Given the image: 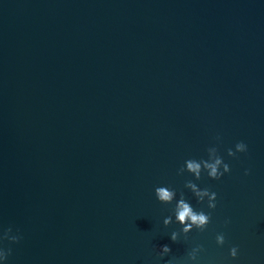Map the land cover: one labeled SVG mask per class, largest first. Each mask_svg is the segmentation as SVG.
I'll list each match as a JSON object with an SVG mask.
<instances>
[{"label": "water", "instance_id": "1", "mask_svg": "<svg viewBox=\"0 0 264 264\" xmlns=\"http://www.w3.org/2000/svg\"><path fill=\"white\" fill-rule=\"evenodd\" d=\"M210 147L230 173L178 174ZM159 186L207 229L186 239ZM198 245L194 264H264V0H0V264H166Z\"/></svg>", "mask_w": 264, "mask_h": 264}, {"label": "clouds", "instance_id": "2", "mask_svg": "<svg viewBox=\"0 0 264 264\" xmlns=\"http://www.w3.org/2000/svg\"><path fill=\"white\" fill-rule=\"evenodd\" d=\"M219 140L220 138L217 137ZM247 145L241 141L238 142L235 146V151L232 149H228V155L232 157H236L237 152H247ZM209 158L207 160H195L189 159L185 161L186 168L181 167L178 170V174L182 175L185 171L194 174L197 180L202 178V174L207 172V175L214 180H220L225 173L231 172V167L229 164L225 163L223 158L219 155V150L217 147H210L208 149ZM221 168L223 169L221 171ZM246 174H248L246 172ZM185 187L191 189L192 193L198 199L199 202L203 203L204 198L207 197V207L209 209L215 210L217 207V193L210 191L208 188L201 189L196 183L189 180L186 182ZM155 195L157 199L163 204H171L173 201H176V191L170 189L167 186H159L155 189ZM174 216L176 222L182 225V233L187 239V236L190 232L193 231V227L199 231H204L207 229L208 225L211 223V212L205 213L204 211H196L192 204L188 202L183 193L180 195V199L176 201V205L174 208ZM164 225L170 226L173 223V217L168 216L163 221ZM230 223V221H225V226ZM181 235L180 231H173L171 233V240L173 242H177ZM3 239H8L14 243H18L21 236H15L12 238L3 237ZM217 244L223 246L226 243L225 235L223 233H219L216 236ZM2 249V248H0ZM3 252H0V258L7 261L8 257L11 255V249H3ZM203 245H198L194 247L188 254L187 257L177 261L175 257L166 261V264H194V262L198 261L199 253L203 251ZM171 248L168 245H163L158 253L160 258H164L171 253ZM238 247L233 246L230 249V255L232 258H237L238 256Z\"/></svg>", "mask_w": 264, "mask_h": 264}]
</instances>
